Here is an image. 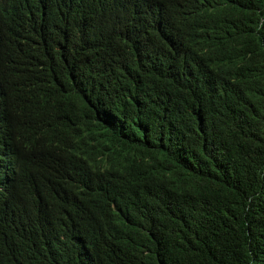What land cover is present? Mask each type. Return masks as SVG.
Segmentation results:
<instances>
[{"label": "trees", "instance_id": "1", "mask_svg": "<svg viewBox=\"0 0 264 264\" xmlns=\"http://www.w3.org/2000/svg\"><path fill=\"white\" fill-rule=\"evenodd\" d=\"M0 264H264V0H0Z\"/></svg>", "mask_w": 264, "mask_h": 264}, {"label": "clouds", "instance_id": "2", "mask_svg": "<svg viewBox=\"0 0 264 264\" xmlns=\"http://www.w3.org/2000/svg\"><path fill=\"white\" fill-rule=\"evenodd\" d=\"M90 150L79 140L64 133L57 125L44 129H37L29 138L28 145L33 155L39 159L50 160L59 168L64 176L78 180L89 177L101 181L111 177L119 167L118 160L106 159L96 152L92 144ZM90 198V195H88Z\"/></svg>", "mask_w": 264, "mask_h": 264}]
</instances>
